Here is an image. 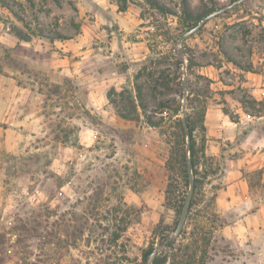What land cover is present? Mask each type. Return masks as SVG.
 I'll return each instance as SVG.
<instances>
[{"label": "rangeland", "instance_id": "obj_1", "mask_svg": "<svg viewBox=\"0 0 264 264\" xmlns=\"http://www.w3.org/2000/svg\"><path fill=\"white\" fill-rule=\"evenodd\" d=\"M152 1L168 13L145 0L123 11V0H0V264H143L150 247L169 264L187 243L204 264H264V236L245 238L236 218L214 212L225 165L207 154L205 124L216 108L238 124L222 129L224 141L213 136L226 156L264 149V0H243L182 40L238 0ZM136 85L143 107L124 119L108 92L134 97ZM179 104L197 121L203 110L205 131L193 132L200 183L174 237L189 189ZM261 174L246 177L255 185Z\"/></svg>", "mask_w": 264, "mask_h": 264}, {"label": "crops", "instance_id": "obj_2", "mask_svg": "<svg viewBox=\"0 0 264 264\" xmlns=\"http://www.w3.org/2000/svg\"><path fill=\"white\" fill-rule=\"evenodd\" d=\"M225 115L219 114V109L206 114L205 124L208 136L207 154L211 156H223L225 170L220 180V187L216 190L213 202L214 212L220 218L237 220L236 232H240L245 238L257 235L264 236V149L257 151L241 152L237 156H226L222 152L221 142L215 137L226 138V129L231 124ZM216 125L212 131L210 126ZM236 126V129H237ZM226 128L224 131L222 129ZM235 129V130H236ZM251 133H247L242 142L249 140ZM223 145V144H222ZM256 169H262L260 183L252 185L247 180V174ZM256 211V214H253ZM264 244V240H262Z\"/></svg>", "mask_w": 264, "mask_h": 264}, {"label": "trees", "instance_id": "obj_3", "mask_svg": "<svg viewBox=\"0 0 264 264\" xmlns=\"http://www.w3.org/2000/svg\"><path fill=\"white\" fill-rule=\"evenodd\" d=\"M124 3L123 5H119L118 3V8L120 11L125 10L126 5L125 2L126 0H123ZM148 3H150L154 8H156L162 15H166L168 13V9L165 8V6H163L162 4H159L158 2H154L152 0H145ZM194 17H192V14L186 10H183V22L184 24H186V26L192 24V20ZM16 36H18L19 38H22L24 40H29L28 36H23L20 33H16ZM135 90V96L133 97L131 95V93H129V95L127 97H125L124 95H122L121 93H116L114 89H111L108 92V97L110 98V101L115 105L118 114L120 117L124 118V119H132L133 117H131L132 112H135L137 110L138 107H143L142 102H141V89L138 85H136L134 87ZM111 94L114 95H118L119 100H123L126 98V102L124 101L123 105L121 106L120 104H118L119 101H117L116 99L110 97ZM174 101V100H173ZM160 106L163 110L168 108V102L167 101H162L160 102ZM182 110L181 105H176L175 107H173V112L174 114H178V112ZM146 123H148L151 126H155V123L150 120L149 118H147ZM186 127V131H185V127ZM197 126H199L203 131H205V125H204V115H203V110L201 111V115H199V121H197L195 119V117L192 114H188L185 111L184 114V119L181 120V133L183 134V143H184V138L185 135H188L189 137V152H190V163H191V171L192 174L194 175L193 179H194V183H193V194H192V198L190 201V205H189V211L188 214L191 211V208L194 204V196L196 194V190L199 187V183H200V179L197 177V173H198V150L196 148V141L195 138L193 137V132L196 130ZM202 141H205V137L203 135L202 137ZM187 145V144H186ZM203 154V153H202ZM187 157L184 153V151L181 153V162L183 165V171L185 172V174L187 173V177L188 176V171H187ZM168 168H171L170 166V161H168ZM171 180L172 177H169ZM166 200L168 201V204H171V200H172V193H173V186H172V182L169 181L167 184V188H166ZM184 200V199H183ZM183 203H180L179 205H177L176 207V212L178 215H180L181 213V209H182ZM178 220L176 221L177 224ZM175 229V228H174ZM173 229V231H174ZM184 232V231H182ZM168 243H167V247H169L170 249H176L174 247V245L176 244V240L177 238H172L168 239ZM194 243H196V241L194 240ZM183 248L185 249L184 252L181 255H177V254H173V255H169V259H170V263L169 264H204L203 262L200 261H195L194 256L188 254V250L190 248V246L187 244H185L183 246ZM179 251H182V249H178ZM177 251V249H176ZM152 252V248L150 247L149 249H147L146 251H144L143 255H142V261L143 264H147L148 258L150 256ZM167 255L165 256H155V258L153 259L152 264H164L167 260Z\"/></svg>", "mask_w": 264, "mask_h": 264}, {"label": "water", "instance_id": "obj_4", "mask_svg": "<svg viewBox=\"0 0 264 264\" xmlns=\"http://www.w3.org/2000/svg\"><path fill=\"white\" fill-rule=\"evenodd\" d=\"M241 1H243V0H238L237 2H235V3L231 4V5L224 6V7L220 8V9H218L216 11H213L212 13L208 14L207 16H205L200 21V23H198L196 26H194L193 28L189 29L187 32L182 34L180 36L179 40H182L184 37H186V36H188L190 34H193L200 27H202L207 20H209L210 18H212L215 15H218V14L226 11L227 9H229L230 7H232L233 5H235V4H237V3L241 2ZM182 110H183V112L185 111L184 107L182 108ZM185 131H186V127H185ZM188 147H189V137L187 139V145H186L187 150H189ZM187 171H188V176H189V189H188L187 195H186V197L184 199L183 206H182V209H181V213H180L178 222H177L176 227H175L174 232H173V236L174 237H178L180 235L183 227H184V224H185V221H186V218H187V215H188V211H189L190 201H191L192 194H193L194 179H193V176H192L191 163H190L189 159L187 160ZM155 256H156V251H153L150 254L149 258H148V263L147 264H152L153 259L155 258Z\"/></svg>", "mask_w": 264, "mask_h": 264}]
</instances>
